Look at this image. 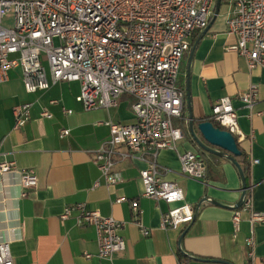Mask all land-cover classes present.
Wrapping results in <instances>:
<instances>
[{"label":"crops","instance_id":"obj_1","mask_svg":"<svg viewBox=\"0 0 264 264\" xmlns=\"http://www.w3.org/2000/svg\"><path fill=\"white\" fill-rule=\"evenodd\" d=\"M228 12V6L221 3L208 31L193 35L179 78V87L186 92L184 118L190 116L188 93L196 123L210 118L217 100L232 99L239 126L246 134L241 142L250 164L246 196L252 198L254 210L264 212V71L250 70L246 60L230 49L237 39L226 31ZM253 84L259 86V101L251 112L239 96ZM79 94L78 82H59L46 91L28 94L20 68L10 70L9 80L0 85V163H13L18 171L33 169L38 177V186L27 189L22 197L18 175L0 174V240L11 242L15 264H252L245 245L252 235L254 264H264V222L252 224L246 213L239 231L232 222L243 185L231 161L221 156L212 159L211 153H206L210 175L205 186L179 175L177 153H159L158 163L172 170L167 178L183 188L186 201L196 212L191 225L164 230L162 219L169 206L141 197L140 171L145 163L119 162L115 170L123 181L106 186L94 162L97 150L110 135L107 122H135L132 99L123 96L114 108L85 111L77 101ZM52 100L58 103L51 104ZM22 103L32 104L31 119L15 130L14 108ZM44 108L52 118L41 116ZM64 109L73 113L68 115ZM185 128L181 151H199L186 124ZM63 129L70 134L61 138ZM98 181L100 185L95 186ZM119 197L126 201L116 204ZM133 201L139 203L140 221L149 236H144L134 221ZM76 204H86L90 210L124 222L120 235L126 249L112 259L99 258L95 228L79 226L77 211L61 220L65 208ZM86 253L92 257L86 258Z\"/></svg>","mask_w":264,"mask_h":264},{"label":"built area","instance_id":"obj_2","mask_svg":"<svg viewBox=\"0 0 264 264\" xmlns=\"http://www.w3.org/2000/svg\"><path fill=\"white\" fill-rule=\"evenodd\" d=\"M221 3L229 9L226 31L237 39L230 49L246 60L250 70L264 71V0ZM216 4L217 0H0V85L9 80L10 70L20 68L28 94L46 91L59 82L80 83L77 101L85 111L114 108L123 96L132 99L135 122H107L110 135L97 150L94 162L106 186L123 181L115 170L119 162L145 163L140 171L141 197L169 206L162 219L164 230L191 225L196 212L186 201L183 188L167 178L172 170L158 163L159 153H177L179 175L208 186L206 153L181 151L188 120L184 118L186 92L179 87V78L193 35L210 25ZM7 18L13 21L10 27L4 25ZM239 100L252 112L259 101V86L251 85ZM31 106L22 103L14 108L15 130L30 121ZM64 112L73 113L67 109ZM41 116L52 118L46 108ZM209 119L230 132L237 142L246 140L230 97L214 103ZM69 134L68 129H63L60 137ZM0 174L18 175L22 197L27 189L38 186L33 169L18 171L13 163H0ZM99 185V181L95 183ZM124 201L119 197L115 202ZM74 211L79 214V226L95 228L99 258L112 259L126 249L120 235L124 222L90 210L86 204L66 207L61 220L68 219ZM132 211L142 234L149 236L140 221L138 201L132 202ZM245 213L252 224L264 222V212L254 210L252 198L245 196L232 218L236 231ZM10 243L0 240V264H15ZM245 245L248 260L254 264L253 235ZM85 257L92 255L86 253Z\"/></svg>","mask_w":264,"mask_h":264},{"label":"water","instance_id":"obj_3","mask_svg":"<svg viewBox=\"0 0 264 264\" xmlns=\"http://www.w3.org/2000/svg\"><path fill=\"white\" fill-rule=\"evenodd\" d=\"M221 7V0H217L216 11L214 19L218 16ZM208 31V27L204 30V33ZM197 44H195L194 48ZM188 97V106L190 108V116L188 120V130L192 137L193 142L198 146L204 153H211L221 157H224L231 161L238 169L242 179V197L240 202L236 205V209L240 208L243 204L246 196L247 183L244 172L236 161V157L241 155V151L238 148V143L235 137L225 130L217 128L213 122L203 120L196 123L191 114L190 107V95ZM208 200V199H206Z\"/></svg>","mask_w":264,"mask_h":264},{"label":"trees","instance_id":"obj_4","mask_svg":"<svg viewBox=\"0 0 264 264\" xmlns=\"http://www.w3.org/2000/svg\"><path fill=\"white\" fill-rule=\"evenodd\" d=\"M208 121H210V119H206ZM213 122V121H211ZM214 125L217 127V128H220V126L213 122ZM238 143V148L239 150L241 151V155L236 157V161L239 163L240 167L242 168L243 172H244V175H245V178H246V181L249 177V174H250V164L247 160V154L245 153V150L243 149V147L241 146V143L237 142ZM210 155V158L212 159H217L219 158L218 155H215V154H208ZM209 163V162H208ZM209 175H210V170H209V164H208V176H207V179L209 178ZM248 187V185H247Z\"/></svg>","mask_w":264,"mask_h":264},{"label":"rangeland","instance_id":"obj_5","mask_svg":"<svg viewBox=\"0 0 264 264\" xmlns=\"http://www.w3.org/2000/svg\"><path fill=\"white\" fill-rule=\"evenodd\" d=\"M12 23H13L12 19L11 18H7L5 20V22H4V25L7 26V27H10V26H12ZM55 43L58 44V41L56 40ZM11 74H12V72H11Z\"/></svg>","mask_w":264,"mask_h":264}]
</instances>
